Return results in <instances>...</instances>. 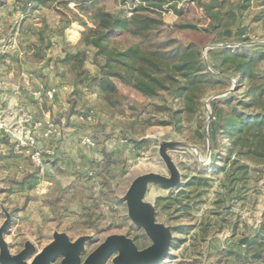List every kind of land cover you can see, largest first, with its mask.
<instances>
[{"label": "rangeland", "instance_id": "rangeland-1", "mask_svg": "<svg viewBox=\"0 0 264 264\" xmlns=\"http://www.w3.org/2000/svg\"><path fill=\"white\" fill-rule=\"evenodd\" d=\"M29 1L0 0V39L16 43L0 57L10 58L22 45L29 51L27 62L46 64V76L51 79L60 75L67 89L65 134L58 138L62 143L55 146L49 167H37L26 156L29 170L9 175L0 167V226L9 214L10 224L3 233L9 251L16 254L30 242L38 252L55 231L66 233L71 240L91 236L82 259L112 234L132 238L138 248L148 246L144 231L129 219L123 196L140 174L169 176L159 152L164 148L181 173V183L175 188L149 184L144 195V201L156 211V220L169 226L174 237L168 257L160 264H237L235 254L243 255L246 250L243 236L254 233L262 219L264 166L257 171L249 162L241 179L237 172L230 191L233 198L228 197L225 189L230 182L224 170L229 166L222 169L219 154L224 152L215 126L220 101L230 95L231 104L237 103L246 86L232 55L243 50L256 54V68L264 70V0H248L234 18L223 14L220 20L207 15L209 0H176L181 12L164 4L152 14L162 24L146 39L127 32H116L110 38V49L135 43L148 48V42H167L168 49L190 43L199 47L208 74L194 91L198 108L179 114L181 99L167 91L155 96L137 91L132 86L134 72L114 64L109 70L117 74L108 79L114 86L116 104H109L98 88L79 84V58L62 59L84 48L80 43L82 21L91 26L87 16L74 9L72 2L68 4L72 10L61 8L65 14L45 6L33 13ZM221 1H226L221 6L224 11L242 0ZM131 2L97 0V6L128 16ZM228 22L229 26H221ZM26 33L34 37L27 41ZM33 41L39 45L32 50ZM223 48L229 49L226 57ZM92 51L88 50L89 56ZM83 69L86 74L101 73L90 59L84 61ZM83 137H90L94 144L83 143ZM260 250L263 257L254 264H264V241ZM106 264H112L111 259Z\"/></svg>", "mask_w": 264, "mask_h": 264}, {"label": "trees", "instance_id": "trees-1", "mask_svg": "<svg viewBox=\"0 0 264 264\" xmlns=\"http://www.w3.org/2000/svg\"><path fill=\"white\" fill-rule=\"evenodd\" d=\"M127 1V0H124ZM131 1V0H130ZM132 7L129 8L130 15H119L109 12L97 6V0H30L29 10L33 11L38 6L50 7L57 13H63L61 8L72 10L69 3H74V9L87 16L91 26L82 21L84 30L80 43L83 49L70 54L67 53L62 61L79 58V70L76 77L79 84L85 88H98L104 93V98L109 104H116L113 96L114 86L109 81L108 76L116 75L117 71L109 70L111 64L134 72L132 86L139 92L149 96H155L160 92L167 91L173 97L182 100V111H195L199 103L194 95V91L206 74V64L202 58L201 51L194 43L188 45L165 46L168 43L148 42V48L140 43H135L122 49H110L108 42L116 32H127L134 36L147 38L152 35L162 20L152 15L160 11L164 4L167 7L177 9L176 0H132ZM248 0H242L235 7L224 9L226 1L209 0L206 4L207 15L220 20L221 15L228 14L234 18L236 13H241L248 5ZM225 23L221 26H229ZM92 48V55H88V50ZM167 48V49H166ZM221 53L224 57L229 55V49L223 48ZM86 59L97 64L101 70L100 74H86L83 64ZM236 60L234 68L246 80L245 90L242 99L231 104L230 95L220 101L221 109L216 121L215 132L221 135V151L219 154L222 162L224 176L229 178L230 184H225V193L233 198L230 191L234 188L233 181L244 178L249 162L255 164L256 170L264 166V70L256 68L259 60L256 54H247L246 51H238L232 55ZM208 74V73H207ZM206 74V75H207ZM258 79L262 80L258 82ZM251 110V111H250ZM178 118V117H177ZM212 126L209 127L210 146L213 141L211 137ZM219 142V140H218ZM246 162H240V159ZM244 244L246 247L243 255L235 254L239 262L237 264H254L263 255L260 246L264 241V211L262 219L254 229V233L246 234ZM160 264V263H159Z\"/></svg>", "mask_w": 264, "mask_h": 264}, {"label": "water", "instance_id": "water-1", "mask_svg": "<svg viewBox=\"0 0 264 264\" xmlns=\"http://www.w3.org/2000/svg\"><path fill=\"white\" fill-rule=\"evenodd\" d=\"M169 176L155 172H147L133 178L129 184L123 200L127 208V215L131 222L141 228L150 240L144 248H138L135 241L123 234L107 236L84 259L82 253L85 244L91 239L83 235L71 240L64 232L55 231L52 240L40 251L36 252L30 242H25L23 248L16 254L9 251L3 233L10 224V216L0 226V264H52L57 258V264H106L111 259L112 264H159L169 255L173 233L169 226L156 220V211L144 201V195L149 184H158L167 188H175L181 183V173L165 152L159 150ZM29 258L31 260L29 261Z\"/></svg>", "mask_w": 264, "mask_h": 264}, {"label": "crops", "instance_id": "crops-1", "mask_svg": "<svg viewBox=\"0 0 264 264\" xmlns=\"http://www.w3.org/2000/svg\"><path fill=\"white\" fill-rule=\"evenodd\" d=\"M42 6H38L32 12L35 13ZM38 34L36 38H38ZM24 37L27 41L31 40L34 35L25 34ZM39 43L33 41L29 45L32 50L38 48ZM37 46V47H36ZM12 51L11 57L2 59L0 57V112L13 109L16 106H22L32 121L38 120L45 122L49 119L57 122L59 127L65 134V97L66 85L60 79V75L55 78H49V72L46 64L30 63L27 62L25 57L28 52L24 46ZM24 49V50H21ZM47 72V73H46ZM53 86H57L55 90ZM52 88V98H44L41 102L36 101L31 91L38 89ZM43 129L37 132L38 146L41 148H51L55 153V146L61 145L62 142L58 141L59 137L44 138L42 136ZM62 134V135H63ZM0 133V167L5 174H15L23 170H29V161L25 155H14L11 152V143L9 140L2 137ZM59 138V139H58ZM55 155V154H54ZM53 158V157H52ZM52 158H48L45 162L44 168L51 165Z\"/></svg>", "mask_w": 264, "mask_h": 264}, {"label": "built area", "instance_id": "built-area-1", "mask_svg": "<svg viewBox=\"0 0 264 264\" xmlns=\"http://www.w3.org/2000/svg\"><path fill=\"white\" fill-rule=\"evenodd\" d=\"M128 12V16L130 15ZM16 43L12 40L0 39V55L15 48ZM1 83V82H0ZM32 97L41 102L44 98H52L51 90H33ZM43 129L44 138L61 137L63 130L57 122L49 119L45 122L32 121L22 106H16L4 112H0V133L8 138L11 143V152L14 155H25L29 161L37 166H43L48 158L54 157V150L38 146L37 132ZM82 142L93 145L90 137H83Z\"/></svg>", "mask_w": 264, "mask_h": 264}]
</instances>
